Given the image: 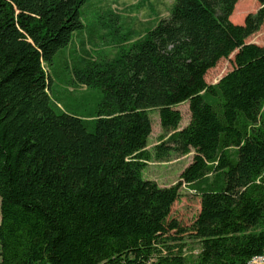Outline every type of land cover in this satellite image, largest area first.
<instances>
[{
  "label": "trees",
  "instance_id": "trees-1",
  "mask_svg": "<svg viewBox=\"0 0 264 264\" xmlns=\"http://www.w3.org/2000/svg\"><path fill=\"white\" fill-rule=\"evenodd\" d=\"M86 1L0 0V264H247L263 254L264 45L247 39L264 7L240 25L238 0H175L118 58L74 68L102 92L83 116L50 87ZM234 52V68L209 84ZM183 103L191 118L180 127ZM151 108L170 147L194 151L168 187L142 172ZM183 185L201 196L190 228L171 216ZM188 237L196 256L184 252Z\"/></svg>",
  "mask_w": 264,
  "mask_h": 264
},
{
  "label": "rangeland",
  "instance_id": "rangeland-1",
  "mask_svg": "<svg viewBox=\"0 0 264 264\" xmlns=\"http://www.w3.org/2000/svg\"><path fill=\"white\" fill-rule=\"evenodd\" d=\"M174 2L175 0H87L81 10L83 28L73 34L69 45L55 58L54 80L50 87L52 98L68 112L83 116L95 112L102 100V92L78 82L74 68H84L89 59L104 64L118 58L137 39L143 37L147 30L162 18L168 17ZM261 7H264L263 0H238L231 20L242 25L247 15L256 13ZM247 42L264 45V23ZM235 54L236 52L229 58L221 59L216 67L208 71L206 80L209 84H216L234 68ZM177 108L183 116L180 127H184L191 118L189 104L183 103ZM148 113L152 121V133L145 149L147 158L144 159L143 176L162 187L172 186L178 183L182 171L192 162L194 151L183 155L173 150L170 147L172 145L166 142L168 135H165L160 123L159 110L151 108ZM161 144L167 148L164 152L157 148ZM200 209V192L191 185H183L171 216L182 226L190 228ZM199 250V241L188 237L185 254L196 256Z\"/></svg>",
  "mask_w": 264,
  "mask_h": 264
},
{
  "label": "built area",
  "instance_id": "built-area-1",
  "mask_svg": "<svg viewBox=\"0 0 264 264\" xmlns=\"http://www.w3.org/2000/svg\"><path fill=\"white\" fill-rule=\"evenodd\" d=\"M247 264H264V253L252 257Z\"/></svg>",
  "mask_w": 264,
  "mask_h": 264
}]
</instances>
